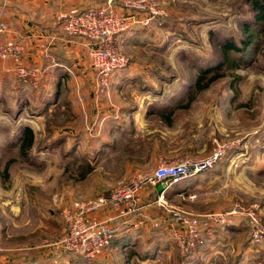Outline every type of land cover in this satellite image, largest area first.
Segmentation results:
<instances>
[{
  "label": "rangeland",
  "instance_id": "1",
  "mask_svg": "<svg viewBox=\"0 0 264 264\" xmlns=\"http://www.w3.org/2000/svg\"><path fill=\"white\" fill-rule=\"evenodd\" d=\"M146 4L134 8L116 1L120 13L134 18L118 39L127 66L104 93L95 74L84 88L61 84L55 103L46 102L55 87L41 90V79L32 87L13 71L11 88L0 82V252L11 242L53 245L74 255L54 244L65 232L63 213L73 200L108 193L152 173L160 162L202 158L217 144H232L206 170H213L209 177L217 173L207 192L169 195L182 180L160 199L158 185L144 183L128 214L137 215V223L109 247L112 253L70 264H264L263 35L258 53L233 51L236 64L219 66L223 45L244 46L245 26L255 24L250 0ZM203 68L219 77L199 89ZM24 125L35 131L27 155L19 146ZM236 205L254 219L237 216L214 232L220 240L211 236L197 249H180L173 234L176 215ZM155 217L168 225L154 230ZM210 244L213 253L200 254Z\"/></svg>",
  "mask_w": 264,
  "mask_h": 264
},
{
  "label": "built area",
  "instance_id": "2",
  "mask_svg": "<svg viewBox=\"0 0 264 264\" xmlns=\"http://www.w3.org/2000/svg\"><path fill=\"white\" fill-rule=\"evenodd\" d=\"M117 0H103L100 4L67 15L62 22L66 35L78 36L91 41L89 55L94 67L97 90L104 93L113 75L122 71L128 63L120 48L118 39L133 22L134 16L120 13ZM150 0H125L127 6L144 8ZM6 9H0V33L4 31L3 17ZM21 46L13 43H0V57L7 59L21 52ZM15 75L26 84L37 87L41 73L34 67L19 63ZM232 144H217L206 157L186 156L180 160L160 162L156 169L143 177L132 180L108 193L95 197L78 198L71 202L63 213L64 234L54 242L58 247L86 259L102 258L115 237V222L125 218L135 209L136 194L144 183L162 185L164 192L172 183L180 182L206 171L216 165ZM164 203L166 201H163ZM111 206L113 212L105 218L96 216L103 207ZM249 214L236 205L222 212L211 211L205 214L179 213L175 216L173 234L183 252L204 246L208 237L217 229L232 224L237 216ZM1 250V247H0Z\"/></svg>",
  "mask_w": 264,
  "mask_h": 264
},
{
  "label": "crops",
  "instance_id": "3",
  "mask_svg": "<svg viewBox=\"0 0 264 264\" xmlns=\"http://www.w3.org/2000/svg\"><path fill=\"white\" fill-rule=\"evenodd\" d=\"M102 1L0 0V9H6V14L3 17L4 31L0 33V43L18 44L22 48L20 54L15 57L0 58L2 87L5 90L12 87L9 81L13 76L14 65L22 63L39 70L43 85L41 90L45 89L44 86L55 87L56 93L52 96L55 98L51 103L57 102L61 84L71 82L75 83L78 88H84L86 82L93 80L94 76V68L89 55L91 41L78 36L66 35L62 30V22L67 15L100 4ZM209 171L186 178L183 180V184L180 183L178 187H171L170 190H167L168 194L207 192L206 187L216 181L214 176L217 175V173H213L214 175L209 177ZM112 212L111 206H106L97 212L96 216L104 218ZM156 214L161 216L160 211H157ZM136 223L137 215L126 216L115 222L116 231L122 235L124 230L134 228ZM161 223L168 225L166 220L161 217H155L150 221L154 230ZM120 234L118 236H121ZM218 236L214 233L211 241L220 237ZM4 245V250L0 252V264H70L75 262L78 257L53 245L33 247L25 243L13 244L11 242H5ZM214 246L215 244H210L209 249L202 250L200 254H207L208 251L213 253ZM112 248L105 251L103 258L112 253Z\"/></svg>",
  "mask_w": 264,
  "mask_h": 264
},
{
  "label": "trees",
  "instance_id": "4",
  "mask_svg": "<svg viewBox=\"0 0 264 264\" xmlns=\"http://www.w3.org/2000/svg\"><path fill=\"white\" fill-rule=\"evenodd\" d=\"M252 10L254 12V25H246L245 29L247 31L246 37L243 39L244 46L239 47L237 44L233 42H227L223 45V55L221 58V61L219 63V66H223L224 64L234 65L238 61V58H232L231 52L233 51H244L245 55L246 53L249 54H256L258 53L259 47H260V38L261 35L264 39V0H250ZM249 49V50H247ZM211 69L203 68L201 70L199 77L196 81L197 87L204 88V86H208V84L215 81L219 74L211 75L209 76V72H211ZM206 82V83H205ZM55 97L50 96L48 101L46 102L51 103L54 100ZM165 119H168L167 116L163 115ZM169 120V119H168ZM22 135L19 139V146L20 151L23 155H27V153L32 149L34 142H35V131L30 125H24L22 128ZM115 237L112 240L111 246L118 242L120 240V237L118 236V231L116 233L115 231ZM118 244V243H117ZM116 245V244H115ZM79 258L84 261L86 258L83 256H78Z\"/></svg>",
  "mask_w": 264,
  "mask_h": 264
},
{
  "label": "water",
  "instance_id": "5",
  "mask_svg": "<svg viewBox=\"0 0 264 264\" xmlns=\"http://www.w3.org/2000/svg\"><path fill=\"white\" fill-rule=\"evenodd\" d=\"M158 189L162 190V185L161 184L158 185Z\"/></svg>",
  "mask_w": 264,
  "mask_h": 264
}]
</instances>
